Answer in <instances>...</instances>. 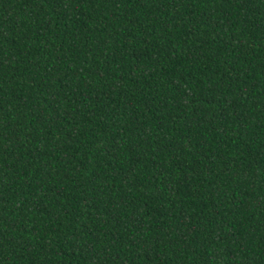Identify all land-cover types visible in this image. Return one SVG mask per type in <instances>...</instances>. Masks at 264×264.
Listing matches in <instances>:
<instances>
[{
    "label": "trees",
    "instance_id": "16d2710c",
    "mask_svg": "<svg viewBox=\"0 0 264 264\" xmlns=\"http://www.w3.org/2000/svg\"><path fill=\"white\" fill-rule=\"evenodd\" d=\"M0 264H264V0H0Z\"/></svg>",
    "mask_w": 264,
    "mask_h": 264
}]
</instances>
